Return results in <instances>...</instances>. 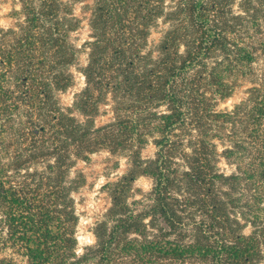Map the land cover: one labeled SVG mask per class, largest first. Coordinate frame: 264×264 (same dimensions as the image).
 <instances>
[{"label":"trees","instance_id":"1","mask_svg":"<svg viewBox=\"0 0 264 264\" xmlns=\"http://www.w3.org/2000/svg\"><path fill=\"white\" fill-rule=\"evenodd\" d=\"M17 2L0 27V264H18L8 248L25 264H264V0ZM97 154L127 169L81 246L78 165Z\"/></svg>","mask_w":264,"mask_h":264},{"label":"rangeland","instance_id":"2","mask_svg":"<svg viewBox=\"0 0 264 264\" xmlns=\"http://www.w3.org/2000/svg\"><path fill=\"white\" fill-rule=\"evenodd\" d=\"M17 0H0V27H11L15 22L11 18V14L15 8L19 9ZM81 5L76 7V13L79 17H85L86 14L82 13ZM79 38V44H82L85 39L89 36V30L85 26L77 35ZM87 60L86 55L81 57V65H85ZM78 77H80L78 75ZM83 78L77 79L78 85L76 88L72 89L68 93L62 96V100L66 105L72 103L73 96L78 89L83 86ZM243 98L240 93L234 98L222 103L221 108L232 107L234 104L238 103ZM153 148H149L146 151V155H151ZM116 159L110 158L107 154H97L94 155L90 161L87 163L81 162L78 165L87 177V185L82 189L81 195H77L79 200L80 211H88L87 216H83L80 224L79 240L81 246L91 244L92 235L90 233V227L95 221V214L104 211L109 206V200L105 194L102 193L101 188L108 181L115 180L118 175H122L126 169L127 164L125 160H122L119 168L115 167ZM137 187L142 188L147 191L151 188V180L148 178H141L136 183ZM3 257L14 258L18 264H25V260L10 248L6 249L2 253Z\"/></svg>","mask_w":264,"mask_h":264}]
</instances>
